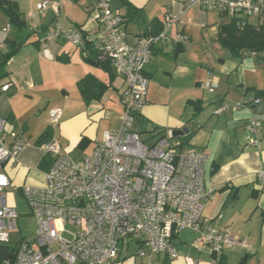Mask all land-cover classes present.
<instances>
[{
	"label": "crops",
	"instance_id": "obj_1",
	"mask_svg": "<svg viewBox=\"0 0 264 264\" xmlns=\"http://www.w3.org/2000/svg\"><path fill=\"white\" fill-rule=\"evenodd\" d=\"M12 1L24 25L14 24L0 7V43L9 40L17 45L6 64L9 76L0 83L10 84L7 91H0V116L7 119L11 133L25 141L17 160L4 164L12 182L6 199L16 206L22 187L44 185L45 172L53 163L52 155L37 143L46 127L51 126L52 140L59 142L64 154L70 157L80 150L84 158L105 130L121 128L125 107L123 79L97 54L101 42L95 0H51L45 9L38 8L42 0ZM186 2L110 0V6L125 17L131 42L162 31L166 14L173 15L167 30L170 39L155 43L145 65L150 86L137 128L151 142L166 128L194 129L191 147L209 155L204 176L210 196L204 216L239 243L217 258L197 241L198 232L187 228L173 238L179 250L174 259L161 252L149 261L137 256L131 245L122 247L111 264H264V97L259 93L264 92V52L233 53L218 38L229 16ZM57 27L81 30L88 36V48L63 36L46 40V33ZM210 72L214 92L202 87ZM88 75L105 85L101 97L90 102L79 87ZM257 98L260 102L254 103ZM240 103L246 105L235 109ZM221 105L228 109L216 114ZM55 108L62 110L56 123L51 121ZM251 118L262 124L256 134L248 127ZM83 139L88 142L80 148ZM251 139L259 144L251 145Z\"/></svg>",
	"mask_w": 264,
	"mask_h": 264
},
{
	"label": "built area",
	"instance_id": "obj_2",
	"mask_svg": "<svg viewBox=\"0 0 264 264\" xmlns=\"http://www.w3.org/2000/svg\"><path fill=\"white\" fill-rule=\"evenodd\" d=\"M200 5L205 10L236 17L243 23H264V0H187L186 5ZM51 0H42L39 9L48 8ZM101 42L99 53L111 61L123 79L122 100L125 107L122 126L105 130L93 152L75 160L61 151L58 141L42 145L53 163L45 172L42 186H24L27 200L38 228L33 239H21L14 246L13 258L6 264H111L122 247L131 245L136 255L152 261L159 253L169 258L178 256L173 238L182 230L195 229L197 241L208 246L218 258L227 248L239 243L234 235L211 223L204 216L210 193L205 185V166L209 155L197 148L175 141L174 129L166 128L164 137L145 142L136 130L137 118L147 101L150 79L145 65L152 47L170 39L167 30L173 15L165 16L164 29L156 34L129 40L126 19L110 6V0H95ZM10 24L5 27L9 30ZM63 36L75 45L86 47L88 36L81 30L61 27L46 33L45 39ZM186 38L179 36V40ZM6 43H0L4 49ZM209 78L202 87L215 91ZM9 83L0 85L7 91ZM260 99L254 100L259 103ZM246 104L240 103L239 109ZM228 109L221 105L219 114ZM62 110L51 112L58 122ZM7 119L0 116V243L10 244V231L17 228L19 212L7 202L12 185L4 164L17 160L25 141L5 132ZM249 130L256 134L262 127L251 118ZM259 141L251 139V145Z\"/></svg>",
	"mask_w": 264,
	"mask_h": 264
},
{
	"label": "trees",
	"instance_id": "obj_3",
	"mask_svg": "<svg viewBox=\"0 0 264 264\" xmlns=\"http://www.w3.org/2000/svg\"><path fill=\"white\" fill-rule=\"evenodd\" d=\"M0 7L6 12L10 20L18 25H24V19L22 18V14L16 4L15 1L12 0H0ZM230 21L223 24L220 27L218 38L223 46L227 47L233 53L236 54H245L248 52L255 53H263L264 52V23H255L253 21L243 23L236 17H229ZM160 32V31H159ZM159 32H154L151 34H156ZM6 44L8 45V49L4 51V49H0V83L9 76V72L6 69V64L8 60L15 54L17 50V45L13 44L11 41L7 40ZM88 44L86 48H88ZM91 49L89 50V54H91ZM97 54L99 52L97 51ZM105 66L109 70H111L112 63L110 60L105 59ZM80 90L84 99L87 102H90L93 99H98L101 97L105 85L97 80L91 78L90 75L82 79L79 83ZM262 97H264V92H259ZM139 118H137L136 122V130H138L137 125ZM191 131L185 135V137H179L178 141L180 144L185 145V143L190 141L194 133V129L191 128ZM142 133L140 130H138ZM165 129L161 130L156 136L157 139H161L164 137ZM53 138L51 126L45 128L43 133L37 139V143L39 145H43L47 142H50ZM148 142L151 141L149 138ZM88 142L86 139H83L79 143L80 148H84ZM14 246L10 244H1L0 243V264H6L7 259L13 258Z\"/></svg>",
	"mask_w": 264,
	"mask_h": 264
},
{
	"label": "rangeland",
	"instance_id": "obj_4",
	"mask_svg": "<svg viewBox=\"0 0 264 264\" xmlns=\"http://www.w3.org/2000/svg\"><path fill=\"white\" fill-rule=\"evenodd\" d=\"M35 119V121L41 122L43 120V117H32ZM34 121V120H33ZM8 127V126H7ZM6 127L5 132L8 135V140L11 139V132ZM34 140L37 138V135H35ZM142 139L145 142H148V138L145 134H141ZM183 137V136H181ZM185 137V136H184ZM178 141V138H175L174 142ZM186 147H191L190 142H186ZM83 151L76 150L75 152L70 154V158L75 160H81L83 159ZM16 207L19 212V218L17 219V228L15 230L10 231V245H15L16 242H18L21 239H33L36 235V230L38 228V223L36 217L32 214L30 206L25 199V197L22 194H17L16 196ZM132 250L134 248H131Z\"/></svg>",
	"mask_w": 264,
	"mask_h": 264
},
{
	"label": "water",
	"instance_id": "obj_5",
	"mask_svg": "<svg viewBox=\"0 0 264 264\" xmlns=\"http://www.w3.org/2000/svg\"><path fill=\"white\" fill-rule=\"evenodd\" d=\"M190 132V128L188 126H185L181 129H174V137L179 138L181 136H184Z\"/></svg>",
	"mask_w": 264,
	"mask_h": 264
}]
</instances>
